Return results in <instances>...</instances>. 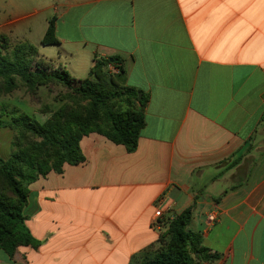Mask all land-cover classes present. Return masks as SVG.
<instances>
[{
    "label": "crops",
    "instance_id": "0c3cea01",
    "mask_svg": "<svg viewBox=\"0 0 264 264\" xmlns=\"http://www.w3.org/2000/svg\"><path fill=\"white\" fill-rule=\"evenodd\" d=\"M53 2L57 46L122 57L146 125L135 152L92 133L84 163L30 185L38 245L0 264H137L158 246L157 214L189 208L220 256L202 264H264V0Z\"/></svg>",
    "mask_w": 264,
    "mask_h": 264
},
{
    "label": "trees",
    "instance_id": "16d2710c",
    "mask_svg": "<svg viewBox=\"0 0 264 264\" xmlns=\"http://www.w3.org/2000/svg\"><path fill=\"white\" fill-rule=\"evenodd\" d=\"M56 20V16L49 20L42 44L60 45ZM51 66L54 65L32 45L19 42L13 46L7 35H0V93L12 92L18 80L30 88L37 82H55L63 85L72 98L45 123L32 122L28 115L12 114L8 120L0 119V128L41 139L53 157L50 164L32 154H15L8 160L0 157V249L10 256L21 246L38 245L25 224L30 185L51 171L62 174L65 164L84 163L81 141L92 133L135 152L146 125L149 98L135 87L120 84L119 77L126 72L122 57L94 59L85 80L73 79L62 66ZM109 66L117 69V79L108 74ZM191 221V208L166 220L158 246L145 252L137 264H202L218 260L220 256L211 253L202 237L189 229Z\"/></svg>",
    "mask_w": 264,
    "mask_h": 264
},
{
    "label": "rangeland",
    "instance_id": "374dc122",
    "mask_svg": "<svg viewBox=\"0 0 264 264\" xmlns=\"http://www.w3.org/2000/svg\"><path fill=\"white\" fill-rule=\"evenodd\" d=\"M53 1L0 0V34L8 35L13 46L24 42L35 47L54 65L51 69L62 66L73 79L85 80L93 67V58L87 52L79 48L80 51L74 58L72 45L60 47L42 44L49 20L61 12L59 10L55 14L51 7ZM36 10L40 11L36 12ZM107 72L117 79L118 71H114L113 66H109ZM71 100L68 91L59 83L37 82L30 88L18 80L17 87L12 92L0 93V119L8 120L12 114L28 115L32 122L45 123ZM15 154H25V157H30L32 154L41 156L40 158L48 163L53 161L51 149L44 145L41 139L30 134L23 136L14 129L0 128V157L8 160ZM23 170L27 171V168L23 167ZM51 173L55 172L51 171L49 174Z\"/></svg>",
    "mask_w": 264,
    "mask_h": 264
},
{
    "label": "built area",
    "instance_id": "2783aa9c",
    "mask_svg": "<svg viewBox=\"0 0 264 264\" xmlns=\"http://www.w3.org/2000/svg\"><path fill=\"white\" fill-rule=\"evenodd\" d=\"M114 71H117V69L114 68ZM162 216L163 215L159 212L152 222V227L157 230L159 234L163 233L164 231V219Z\"/></svg>",
    "mask_w": 264,
    "mask_h": 264
},
{
    "label": "water",
    "instance_id": "95a60500",
    "mask_svg": "<svg viewBox=\"0 0 264 264\" xmlns=\"http://www.w3.org/2000/svg\"><path fill=\"white\" fill-rule=\"evenodd\" d=\"M141 97V95H139Z\"/></svg>",
    "mask_w": 264,
    "mask_h": 264
}]
</instances>
